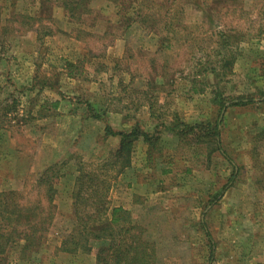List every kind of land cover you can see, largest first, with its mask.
<instances>
[{
	"label": "rangeland",
	"instance_id": "374dc122",
	"mask_svg": "<svg viewBox=\"0 0 264 264\" xmlns=\"http://www.w3.org/2000/svg\"><path fill=\"white\" fill-rule=\"evenodd\" d=\"M75 2L0 0V102L16 101L18 110L0 129V189L19 191L23 204L45 205L37 178L53 161L71 162L55 187L43 245L20 259L17 245L7 264H93L90 255L72 260L54 253L74 229L71 165L116 147L102 139V123L78 119L83 103L142 117L148 109L141 93L148 91L164 120L205 125L220 116L215 93L230 99L264 92V0ZM40 106L45 118L37 115ZM221 115L222 147L238 175L220 197L233 168L219 155L208 160L206 145L165 144L164 136L149 162L147 146L136 144L139 178L147 174L154 192L165 194L126 211L156 244L159 264H264V102ZM124 175L111 195L128 189ZM202 220L214 241L211 257Z\"/></svg>",
	"mask_w": 264,
	"mask_h": 264
},
{
	"label": "trees",
	"instance_id": "16d2710c",
	"mask_svg": "<svg viewBox=\"0 0 264 264\" xmlns=\"http://www.w3.org/2000/svg\"><path fill=\"white\" fill-rule=\"evenodd\" d=\"M71 2L74 4L75 1L71 0ZM75 3L81 5L82 0H77ZM62 5L66 10L70 8L67 1H63ZM148 18L149 16H146L143 22ZM2 88L3 85L0 82V94L3 92ZM141 95L146 97V107L151 122V126L145 130L136 122L127 130L114 131L103 117L108 110L99 109H102L103 105L97 108L98 106L90 101L82 104L85 114H83V119L91 118L103 124L102 139L118 137L119 142L104 158L87 163L79 159L71 165L75 172L71 189L74 229L63 237L58 247H55L56 255L61 254L72 260L80 255H90L93 258V264H159L157 246L145 238L146 229L136 224L129 217L128 211L121 207H112L109 199L112 183L123 175L127 168L131 167L137 142L141 139L147 146V160L152 159L153 150L163 142L169 144L174 140L191 141V144L206 145L208 160L213 155H219L233 168L227 178L228 182L217 195L220 197L232 186L238 175L237 167L222 147L221 114L229 107H245L264 102V92L258 97L243 96L230 99H224L222 95L215 93L212 102L219 108L220 116L214 124L207 122L205 125H199L184 123L176 116L171 120H164L161 106L158 105V98L153 99L148 91L142 92ZM52 106L58 109L59 104L55 103ZM42 110L44 106L39 107L37 115L45 118L46 116L41 113ZM17 111L16 101L8 103L7 98H4L3 103L0 102V129L5 126L4 123L7 122L8 116ZM164 136L166 138L162 142ZM70 164L69 159L60 164H53L37 178L36 185L43 192L45 205L40 199L29 205L23 204L19 202L23 199L19 191L0 189V264L8 263V254L16 251L17 245L21 247L19 259L22 256L21 253L25 256L31 252L32 255L43 245L48 227L54 219L55 187L63 176H66L62 175V171L69 168ZM168 173L167 170L162 171L163 175ZM201 225L210 245L211 257L214 251V241L204 220L201 221Z\"/></svg>",
	"mask_w": 264,
	"mask_h": 264
},
{
	"label": "crops",
	"instance_id": "0c3cea01",
	"mask_svg": "<svg viewBox=\"0 0 264 264\" xmlns=\"http://www.w3.org/2000/svg\"><path fill=\"white\" fill-rule=\"evenodd\" d=\"M96 106H98V105H96ZM99 107H100V105H99ZM136 113H139V112H136ZM83 114L84 113L77 114V115H79L78 119L80 121H95L91 118H86V117H85L86 119H83V116H82ZM106 115H107L105 118L106 122L114 131L127 130V129H129V127L132 124H135L136 122H138L140 126L142 124L147 125V123H150L148 111H146V113H143L142 117L140 114H137V115L133 114L134 117L131 116V118H130V117H127V115L122 116L123 114H120V112L116 113L113 111H111V112L108 111ZM121 117H122V119H121ZM113 118H114V120H118V121L121 120L120 121L121 124L118 125V127H116L115 125H113L111 123V120ZM119 118H120V120H119ZM125 119H131L132 123H129V121L124 122ZM95 122L97 123V121H95ZM142 122H145V123H142ZM148 127H150V124ZM142 128L145 130L144 127H142ZM97 141H98V139L96 138V140H94L92 144H94ZM107 141L113 142L114 146H117L119 139H118V137H115V138H109L106 140V142ZM140 142L143 143L141 141V139L137 143H140ZM135 150H136V148H135ZM135 150H134V152H135ZM134 152H133V154H134ZM55 162L56 161H53L51 164H54ZM149 162H150V159H149ZM144 167L146 168L147 166H144ZM141 170H143V169L141 168ZM125 172H126V175H124V176L129 175L128 184H130V185L128 186V189H126V191L120 197H115V196L111 195V193L113 191V187H112L111 192H110V196H109L112 207H121L124 210H129L130 208H132L135 205L134 203H136L137 200H139V201H143L144 199L150 200L154 194H156V195L159 193L165 194V192H163V191H159V193L154 192L155 189L153 190L152 188L155 187L156 183H154V181H151L152 179L147 177L148 176L147 174L144 175L142 178H139L141 176V174L139 173L140 170L138 167L133 165V163L131 164V167L126 169ZM71 184H72V182H71Z\"/></svg>",
	"mask_w": 264,
	"mask_h": 264
}]
</instances>
